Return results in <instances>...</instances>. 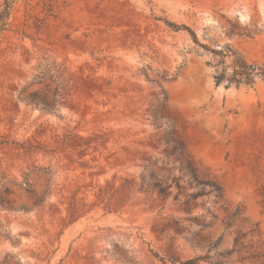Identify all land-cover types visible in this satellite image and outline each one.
I'll use <instances>...</instances> for the list:
<instances>
[{
    "label": "rangeland",
    "instance_id": "1",
    "mask_svg": "<svg viewBox=\"0 0 264 264\" xmlns=\"http://www.w3.org/2000/svg\"><path fill=\"white\" fill-rule=\"evenodd\" d=\"M26 3L0 34V264H244L255 226L264 251V77L229 83L264 70V0ZM177 139L223 199L183 209Z\"/></svg>",
    "mask_w": 264,
    "mask_h": 264
},
{
    "label": "trees",
    "instance_id": "2",
    "mask_svg": "<svg viewBox=\"0 0 264 264\" xmlns=\"http://www.w3.org/2000/svg\"><path fill=\"white\" fill-rule=\"evenodd\" d=\"M27 5H30L32 0H26ZM20 0H0V34L9 30V28L13 24V19L15 13L17 11V6ZM49 16H54V10L52 6L46 10ZM157 20L164 22L169 28H171L174 32H187L193 41L196 44H199L198 37L196 32L186 26L179 25L175 22L165 20L162 18H157ZM201 47L205 48L206 46L199 44ZM255 76L264 77V70L262 68H258L256 64H249L244 60L235 63V70L233 73V77L229 83H236L237 85L241 83L252 84ZM217 84L221 83L224 79V74H220L217 76ZM31 99L38 105H41L43 109L52 111V101L47 96H42L37 93L31 94ZM55 97L57 94L55 93ZM174 149L179 153L180 158L183 160L184 169L187 172L189 179L191 181L192 186L197 189L196 192L189 194L183 201L182 206L183 209L187 212L192 210L193 203L196 202L199 198L202 197H210L212 196L216 200L223 199V190L219 184L210 180H200L197 175L195 164L190 157V155L186 151V145L182 140H175L173 142ZM29 147L28 149H30ZM176 183L177 187L180 188V184L177 182V179H174L172 184H168V186H162L161 182L155 183L154 187L159 190L162 195H165L168 188L172 187L173 184ZM26 191L28 193H32L30 185L26 183ZM176 200H179L178 196L175 197ZM9 203V202H8ZM241 214L239 210L235 211L232 214V218L238 217ZM213 218H217L216 214H212ZM198 217H195V219ZM229 225V224H228ZM258 233L257 227H253L250 229L248 233L238 232L237 236L234 239L233 248L224 253V255H232L238 254L239 260L244 264H264V251H260L257 249L256 244L252 241V239H248V234H256ZM221 241V238L217 239L214 243H210V248L213 249L218 245ZM152 255L158 259L162 264H167L164 258H161L160 255L151 250ZM207 257H195L192 259H188L181 264H198L200 261L206 259Z\"/></svg>",
    "mask_w": 264,
    "mask_h": 264
}]
</instances>
